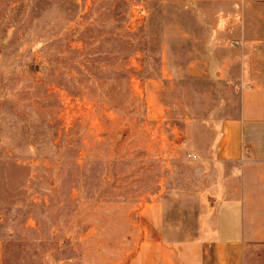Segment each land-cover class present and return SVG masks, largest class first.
<instances>
[{
	"label": "rangeland",
	"instance_id": "1",
	"mask_svg": "<svg viewBox=\"0 0 264 264\" xmlns=\"http://www.w3.org/2000/svg\"><path fill=\"white\" fill-rule=\"evenodd\" d=\"M189 4L0 0L1 264L128 262L145 204L191 171L187 118L223 106L221 85L176 78L207 56L181 37Z\"/></svg>",
	"mask_w": 264,
	"mask_h": 264
},
{
	"label": "crops",
	"instance_id": "2",
	"mask_svg": "<svg viewBox=\"0 0 264 264\" xmlns=\"http://www.w3.org/2000/svg\"><path fill=\"white\" fill-rule=\"evenodd\" d=\"M188 2L181 37L189 29L192 54L207 56L176 65V78L221 85L223 106L209 121L187 118L199 139L183 140L176 157L191 171L180 166L145 204L126 264H264V0Z\"/></svg>",
	"mask_w": 264,
	"mask_h": 264
}]
</instances>
